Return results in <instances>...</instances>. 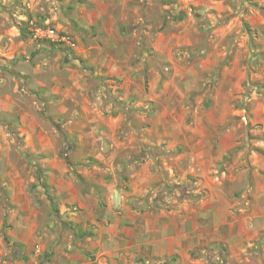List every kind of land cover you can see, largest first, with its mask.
<instances>
[{
    "label": "rangeland",
    "instance_id": "374dc122",
    "mask_svg": "<svg viewBox=\"0 0 264 264\" xmlns=\"http://www.w3.org/2000/svg\"><path fill=\"white\" fill-rule=\"evenodd\" d=\"M128 210L264 264V0H0V264H126Z\"/></svg>",
    "mask_w": 264,
    "mask_h": 264
},
{
    "label": "crops",
    "instance_id": "0c3cea01",
    "mask_svg": "<svg viewBox=\"0 0 264 264\" xmlns=\"http://www.w3.org/2000/svg\"><path fill=\"white\" fill-rule=\"evenodd\" d=\"M116 219L121 223L118 229L120 236L114 233V236L111 237L112 241L108 243L102 241V247L104 246V252L109 253V255H120V258L126 264H133L141 253H145L147 256L150 254L153 258L170 255L177 251L182 239L184 240L190 236L189 231L185 227L181 231L172 225L168 227L169 229L163 225H158L157 227L153 225L151 229L153 230L152 239L144 241L143 234L148 231V225L147 223H142L141 219L139 220L138 211L128 210L120 218ZM98 242L100 243L101 241ZM194 243L196 241H191L188 247L194 246ZM201 243L202 241H197L196 245L198 246Z\"/></svg>",
    "mask_w": 264,
    "mask_h": 264
},
{
    "label": "built area",
    "instance_id": "2783aa9c",
    "mask_svg": "<svg viewBox=\"0 0 264 264\" xmlns=\"http://www.w3.org/2000/svg\"><path fill=\"white\" fill-rule=\"evenodd\" d=\"M34 32L38 36H45V35L53 36L55 34V31L52 28H47L45 30H42L41 28L36 27V28H34Z\"/></svg>",
    "mask_w": 264,
    "mask_h": 264
},
{
    "label": "trees",
    "instance_id": "16d2710c",
    "mask_svg": "<svg viewBox=\"0 0 264 264\" xmlns=\"http://www.w3.org/2000/svg\"><path fill=\"white\" fill-rule=\"evenodd\" d=\"M42 186H45L46 187V185L44 184V182H42ZM56 210V209H55Z\"/></svg>",
    "mask_w": 264,
    "mask_h": 264
}]
</instances>
